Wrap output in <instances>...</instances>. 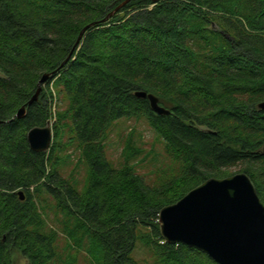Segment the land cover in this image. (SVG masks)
<instances>
[{
	"label": "trees",
	"instance_id": "obj_1",
	"mask_svg": "<svg viewBox=\"0 0 264 264\" xmlns=\"http://www.w3.org/2000/svg\"><path fill=\"white\" fill-rule=\"evenodd\" d=\"M123 1L0 0V264L15 253L27 264H77L80 252L90 264H142L140 241L154 264H218L166 242L161 208L237 166L264 202V0H131L87 30L63 65L81 30ZM45 73L64 106L51 148L38 152L27 135L48 125L53 92L44 84L28 101ZM138 90L171 113L157 114ZM130 120H145L176 165L159 184L138 170L135 128L118 164L106 154L109 133ZM71 145L86 167L82 188L64 174Z\"/></svg>",
	"mask_w": 264,
	"mask_h": 264
},
{
	"label": "water",
	"instance_id": "obj_2",
	"mask_svg": "<svg viewBox=\"0 0 264 264\" xmlns=\"http://www.w3.org/2000/svg\"><path fill=\"white\" fill-rule=\"evenodd\" d=\"M130 1L124 0L102 20L87 24L63 65L71 59L87 30L110 20ZM158 1L153 0L154 3ZM52 77L53 73L41 77L28 105L39 99L43 85ZM135 94L147 98L157 114L171 113L154 93L138 90ZM259 108L264 109V101L259 103ZM26 115L27 105H23L16 117L22 119ZM27 139L33 150L48 151L54 139L52 126L49 123L31 128ZM262 152L264 154V145ZM20 194L24 199V191ZM159 226L166 242L199 249L218 264H264V202L246 172L206 179L178 201L163 206L159 212Z\"/></svg>",
	"mask_w": 264,
	"mask_h": 264
},
{
	"label": "rangeland",
	"instance_id": "obj_3",
	"mask_svg": "<svg viewBox=\"0 0 264 264\" xmlns=\"http://www.w3.org/2000/svg\"><path fill=\"white\" fill-rule=\"evenodd\" d=\"M50 89L53 92L52 98V112L53 116L48 122L54 128V124L57 120V110L64 106L60 100H57V95L53 87V83L50 85H44V89ZM120 130L113 129L109 133V137L106 141V154L108 158L114 163L118 164L122 157V151L124 148L125 138L133 127L136 129V133L141 137L138 142L143 147V154L136 160L139 172L148 179L151 184H159L165 178L174 174L173 170L176 168L174 161L167 155L164 150L163 143L160 141L156 133L151 129L145 120H130ZM54 132V129H53ZM68 135L65 137V141L68 140ZM75 145L69 147L68 152L72 153L71 162H68L65 166L64 174L69 179L74 178L79 183V187L82 188L86 178V167L84 163H78L80 152L76 149ZM231 173L242 172L239 167L230 168ZM61 234V232H60ZM138 242V247L134 253V258L138 259L142 264H154V256L146 248L147 246ZM59 247L63 250L65 246V239L61 235L59 241ZM14 264H27L26 258L21 253H15ZM77 264H90L85 252H80L77 256Z\"/></svg>",
	"mask_w": 264,
	"mask_h": 264
},
{
	"label": "bare ground",
	"instance_id": "obj_4",
	"mask_svg": "<svg viewBox=\"0 0 264 264\" xmlns=\"http://www.w3.org/2000/svg\"><path fill=\"white\" fill-rule=\"evenodd\" d=\"M97 259V258H96Z\"/></svg>",
	"mask_w": 264,
	"mask_h": 264
}]
</instances>
